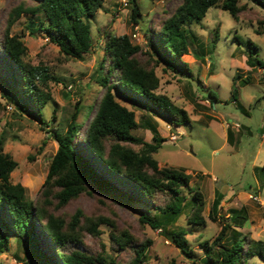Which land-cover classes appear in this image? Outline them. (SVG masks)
<instances>
[{
	"label": "rangeland",
	"instance_id": "obj_1",
	"mask_svg": "<svg viewBox=\"0 0 264 264\" xmlns=\"http://www.w3.org/2000/svg\"><path fill=\"white\" fill-rule=\"evenodd\" d=\"M140 16L138 25L130 21L129 0H104L102 9L93 17L85 19L91 32L92 46L83 61L66 58L38 30L46 25L43 15H22L9 28L10 12L19 4L29 5L30 0H0V47L8 31L18 36L26 47L24 61L31 65H43L59 79L50 82L45 89L51 101L42 109L43 124L29 114L19 110L16 97L8 98L0 90V136H5L4 153L16 163L10 174L13 184H21L27 197L33 202L39 199V191L46 178L48 167L57 150V142L51 130L63 131L79 108L76 122L80 130L76 147L84 150V131L91 120L102 96L103 88L96 82L104 56L107 34L128 35L133 44L141 47L137 59L154 67L159 85L157 94L165 95L174 105L185 110L190 124L175 126L164 118L152 116L150 107L141 99L122 96L114 92L116 101L134 112L138 128L132 134L146 143H152L153 132L147 124L156 126L159 137L165 141L153 154L159 168L185 172L190 175V185L198 187L205 205L201 213L204 224H189V205L184 208L174 228L187 231L186 239L195 253V261L186 258L169 242L160 230H153L139 223L142 212L156 213L155 206H162L167 197L157 194L154 204L144 200L127 188H119L118 197L124 205L111 196L103 195L89 186V192L81 194L65 207L49 211L55 216L70 221L80 210L84 218H107L114 226L103 223L98 226V236L82 232L83 242L64 249V253L77 250L89 256H105L117 264H130L134 251L120 249L111 234L126 232L138 246L144 245L142 264H195L203 258L202 242H212L221 231L222 219L227 218L229 209L245 207L248 220L240 234L254 240H264V69L247 65L250 40L257 47V56L264 62V9L247 0H239L242 7L238 19L228 12L210 8L200 23L186 27L190 52L181 59L188 64L191 77L185 71H165L163 65H155L149 56V43L153 33L159 32L182 3V0H136ZM38 31L30 34L29 24ZM218 32V40H212ZM240 39L241 43L235 40ZM105 69L108 62L105 61ZM105 71V70H104ZM0 76L10 80L7 64L0 50ZM111 81L115 80L112 75ZM244 80H248L245 83ZM237 90V102L231 100L232 90ZM212 92V97L209 92ZM139 150L138 146H131ZM113 180V178L111 177ZM221 196L217 208L218 220L209 218L213 202ZM130 197V200H126ZM191 197H188V201ZM1 218V213H0ZM226 244L234 237L229 232ZM36 238L47 258L56 262L53 244L47 235L36 232ZM28 242L10 237L8 249L0 254V264H37L27 258ZM248 264H263L251 257Z\"/></svg>",
	"mask_w": 264,
	"mask_h": 264
},
{
	"label": "trees",
	"instance_id": "obj_2",
	"mask_svg": "<svg viewBox=\"0 0 264 264\" xmlns=\"http://www.w3.org/2000/svg\"><path fill=\"white\" fill-rule=\"evenodd\" d=\"M29 5H17L9 15L8 28L22 15H43L46 25L39 26L50 43L58 47L66 58L83 61L92 46L91 32L85 19L93 17L102 7L104 0H30ZM264 9V0H247ZM131 5L130 21L138 25L140 16L136 0H129ZM210 8H219L238 19L242 7L239 0H182L174 13L166 19L159 32L150 38L149 56L155 65H163L165 71L183 70L191 77L188 64L181 57L198 54L190 52L186 27L200 23ZM30 34L36 33L33 24L28 25ZM218 40L215 31L212 47ZM238 43L240 39L235 37ZM249 58L247 65L264 69V62L257 56V47L248 40ZM1 54L7 64L10 80L0 76V90L8 98L16 97L19 110L29 114L38 123L43 124L42 109L51 101V94L45 89L50 82L59 83L43 65H31L24 61L26 47L18 36H11L8 31L1 42ZM104 56L100 72L96 78L103 88L102 96L95 112L84 131V150L76 147L80 125L76 122L79 108L76 109L63 131L51 130L57 142V150L52 157L46 178L35 203L28 199L27 191L21 184H13L10 174L17 163L4 153L5 136H0V254L8 249L9 238L14 236L28 242L26 255L28 260L37 264H55L47 258L36 238V232L47 235L53 244L57 264H117L114 259L105 256H89L77 250L64 253V249L83 242L82 232L98 236V226L103 223L114 226L107 218H84L80 210L66 221L50 213L49 209H61L81 194L89 192V186L95 191L111 196L120 205L119 188H127L139 195L147 205L154 204V197L163 194L167 202L155 206L156 213L142 212L139 223L153 230H160L186 258L195 261V253L186 239L188 234L183 228H174L184 208L189 205V224L205 223L201 213L204 209V197L198 187L190 185L191 176L185 172L159 168L153 154L157 153L165 141L156 131V126L147 124L153 132L152 143H146L134 136L132 131L138 128L134 112L119 104L114 92L122 96L139 98L150 107L152 116L164 118L169 124L187 126L190 119L185 110L177 107L165 95L155 91L159 79L154 67L141 63L137 55L141 47L131 42L128 35L107 34L104 44ZM108 65L105 69L104 62ZM105 70V71H104ZM112 75L115 80L111 81ZM248 83V80H244ZM213 97L214 94L210 91ZM231 100L237 102V90L233 89ZM131 146H138L139 150ZM113 178V180L111 179ZM188 197L191 199L188 201ZM126 200H130L127 197ZM221 196L214 200L209 218L218 220L217 208ZM248 220L245 207L229 209L227 218L222 219V227L217 237L210 243L202 242L200 248L203 258L195 264H248L251 257H256L264 264V240H254L240 234ZM231 232L234 237L226 244L224 240ZM120 249L130 248L134 258L130 264H142L145 254L144 245L138 246L135 239L126 232L111 234ZM170 264H175L171 262Z\"/></svg>",
	"mask_w": 264,
	"mask_h": 264
}]
</instances>
